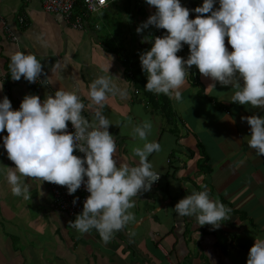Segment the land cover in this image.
<instances>
[{"label":"crops","instance_id":"0c3cea01","mask_svg":"<svg viewBox=\"0 0 264 264\" xmlns=\"http://www.w3.org/2000/svg\"><path fill=\"white\" fill-rule=\"evenodd\" d=\"M186 2L193 9L203 0ZM135 10L110 6L91 15L87 30L77 33L62 16L46 13L40 0H0V99L7 95L13 109H19L26 94L43 100L59 88L71 91L77 86L85 103L83 114L91 118L96 105L89 86L101 75L110 76L118 89L126 90L125 95L109 93L104 101V114L112 123L109 131L116 138L115 158L136 166L139 158L133 148L143 142L133 138V128L145 120L152 123L148 139L161 145L148 157L161 175L159 183L133 197L130 211L135 218L108 242L95 228L81 233L73 227L76 217L54 207L49 182L24 178L30 185L29 199H24L13 195L6 175L0 174V264H247L255 238H264V155L248 146L250 125L241 119L264 115V109L233 103L235 89L218 82L213 88L195 65V76L185 78L182 100L155 92L149 99L140 88L147 76H132L141 65L143 36L135 51L116 44L129 59L125 63L97 35L99 24L113 26L116 17ZM143 21L139 17L137 23ZM144 34L154 37L151 30ZM225 45L232 50L227 37ZM184 47L178 53L187 58ZM16 51L41 60L43 85L24 78L14 82L10 58ZM4 135L6 130L0 133V167H15L3 146ZM204 189L231 209L218 229L200 226L195 217L174 210L181 198Z\"/></svg>","mask_w":264,"mask_h":264},{"label":"clouds","instance_id":"9594fccd","mask_svg":"<svg viewBox=\"0 0 264 264\" xmlns=\"http://www.w3.org/2000/svg\"><path fill=\"white\" fill-rule=\"evenodd\" d=\"M104 3L98 0L100 6ZM146 3L155 11L138 25L137 33L143 34L149 26L166 30L162 36H155L160 30L155 32L148 41L151 48L139 54L142 71L147 74L146 90L182 100L185 78L195 65L212 81L213 88L218 82L235 89L233 103L264 109V0H203L193 9L181 0ZM190 12L197 14L195 18H190ZM185 44L189 47L187 58L177 55ZM10 70L12 79L23 77L35 83L44 66L34 53L16 51L10 58ZM118 92L126 94L110 76L101 75L92 81L89 95L96 109L91 118L83 114L85 103L77 86L71 91L59 88L43 100L39 95L26 94L19 109H13L7 95L0 99V133L7 131L3 146L15 165L0 167V174L6 175L13 195L29 199L30 185L24 179L28 177L66 186L70 195L83 185L89 195L72 225L81 233L95 228L104 242L135 218L130 211L135 207L133 197L149 191L161 176L148 159L161 150L158 141L148 139L152 131L148 120L133 128V138L143 142L133 148L139 158L136 166L115 158L116 138L109 131L112 123L103 110L107 95ZM241 119L250 125L248 146L264 155V115L254 113ZM69 121L74 132L68 130ZM77 150L84 155L74 154ZM77 200L74 197L73 203ZM174 210L213 229L220 228L231 212L221 201L210 198L207 189L192 191L175 204ZM247 264H264V238H255Z\"/></svg>","mask_w":264,"mask_h":264},{"label":"built area","instance_id":"2783aa9c","mask_svg":"<svg viewBox=\"0 0 264 264\" xmlns=\"http://www.w3.org/2000/svg\"><path fill=\"white\" fill-rule=\"evenodd\" d=\"M29 1V0H24ZM119 0H105V3L103 6H100L98 4V0H40L42 4V8L46 13L54 14V15H60L62 16L67 22H69L74 28L76 29H82V15L88 14H94L98 10L108 7L110 4H114L118 2ZM75 7L81 8V17L75 16L74 9ZM84 10V11H83ZM19 23L21 25L25 24V18L20 17ZM166 32L165 29L162 31H159L156 33L155 36H162ZM11 36V35H10ZM12 40H15V38H12ZM23 77L20 80H14L15 83H19ZM44 76H40V78L37 79L35 83L42 84L44 82ZM69 131L74 132V128L71 125V122L69 121ZM74 154L83 156V153H80L77 151L74 152ZM160 179V178H159ZM159 180L156 181L153 185L158 184ZM49 192L53 199L54 207L67 214L70 218L76 217L77 214H79L83 210V203L86 199V197L89 195V193L86 191L85 187L82 185L81 188L77 190L74 194H69L67 191L66 186H61L52 182H49ZM74 197H78V200L76 203H73Z\"/></svg>","mask_w":264,"mask_h":264},{"label":"rangeland","instance_id":"374dc122","mask_svg":"<svg viewBox=\"0 0 264 264\" xmlns=\"http://www.w3.org/2000/svg\"><path fill=\"white\" fill-rule=\"evenodd\" d=\"M191 1H195V0H191ZM128 4V1L126 0H120V2L118 4H113V8L115 10H123L125 8V5ZM147 7V11L150 13V15L155 11L154 7H150V6H146ZM133 14L135 17H133ZM130 16H120V17H116L117 21L113 26L108 24L105 25L104 23H101L98 25V27L100 28V30L98 31L99 37L101 39H103V41L105 42V45L107 46H124V47H129L131 49V51H135V49H137L138 47V38L139 35L143 36L144 41L146 40V42L143 41V44H141L143 46V48H139V51H144L145 49L148 50L151 48V43L148 42L150 40L149 36H145V34H138L136 31V28L138 27V25H140V23H137L139 20V17L137 14L135 13H131ZM99 15V13L97 14ZM96 16V15H95ZM94 16L90 17V18H86L85 16H82V26L86 28L89 25V23L91 22V20L93 19ZM152 32V35H155V30L156 27L155 26H149L148 29H145L146 31H150ZM74 32H81L82 29H73ZM113 41V42H112ZM115 43V44H114ZM120 44V45H116V44Z\"/></svg>","mask_w":264,"mask_h":264},{"label":"trees","instance_id":"16d2710c","mask_svg":"<svg viewBox=\"0 0 264 264\" xmlns=\"http://www.w3.org/2000/svg\"><path fill=\"white\" fill-rule=\"evenodd\" d=\"M126 1H128V4H126L125 5V10L127 11H129L130 10V8L132 7V9H136L135 11H134V13L135 14H137L138 15V17H141L144 21L148 18V15H147V13L145 12V9H144V5H145V3H146V0H144L142 3V5L140 6V7H138L139 6V0H126ZM184 1L185 0H183V2H182V4L184 3ZM184 6H186L187 5V2L185 3V4H183ZM187 7V6H186ZM189 8V7H188ZM81 8L80 7H75V9H74V14H75V16H80L81 17ZM84 11V10H83ZM197 14L196 13H192V12H190V18H195V16H196ZM82 16H85L86 18H89L90 16L88 15V13H86V15H82ZM134 16V15H133ZM135 17V16H134ZM83 20V19H82ZM157 30H160V31H162L163 29H157ZM115 44V43H114ZM119 49V50H118ZM110 51H112L113 53H119V56L121 57V59H122V61L123 62H125V63H128V60L129 59H127V58H123L124 56H122V55H124L123 54V50H121V48H120V46H114V47H110V49H109ZM180 52H182L183 53V51H180ZM184 53H186L187 54V56H188V54H189V48L188 47H184ZM122 54V55H121ZM177 55H179L180 56V54L179 53H177ZM125 57H127V56H125ZM140 62V61H139ZM194 66V65H193ZM193 66L191 67V69H190V71H189V76H195V74H196V72H195V70L193 69ZM128 68V67H127ZM147 74H145L143 71H142V68H141V65H138V66H136V68L134 69V70H132V76H146ZM147 80V79H146ZM146 83H147V81L146 82H144L141 86H140V88L142 89V90H144V92H145V94H147L148 95V98L149 99H151V98H155V95L153 94V92L152 91H148V90H146V88H145V85H146Z\"/></svg>","mask_w":264,"mask_h":264}]
</instances>
